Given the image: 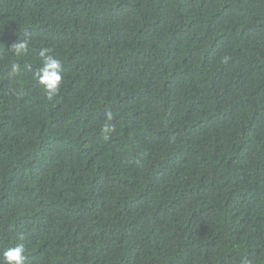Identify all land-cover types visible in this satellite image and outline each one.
<instances>
[{
  "label": "trees",
  "instance_id": "1",
  "mask_svg": "<svg viewBox=\"0 0 264 264\" xmlns=\"http://www.w3.org/2000/svg\"><path fill=\"white\" fill-rule=\"evenodd\" d=\"M17 243L26 264H264V0H0V255Z\"/></svg>",
  "mask_w": 264,
  "mask_h": 264
},
{
  "label": "clouds",
  "instance_id": "2",
  "mask_svg": "<svg viewBox=\"0 0 264 264\" xmlns=\"http://www.w3.org/2000/svg\"><path fill=\"white\" fill-rule=\"evenodd\" d=\"M28 41L20 39L11 45V53L15 56H21L28 50ZM38 56L41 61L39 67L34 73L33 78L42 86L46 93L47 99L52 101L60 92L63 83V65L60 59L56 58L51 49L42 47L39 49ZM21 70L19 63L11 64V72L16 75ZM112 114L106 113V119L112 120ZM115 131L114 126L105 123L102 132L105 133V139L108 135ZM27 257L25 255V246L23 243H17L15 246L8 247L2 255H0V264H26ZM240 264H249L246 257L241 258Z\"/></svg>",
  "mask_w": 264,
  "mask_h": 264
}]
</instances>
